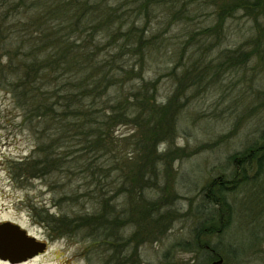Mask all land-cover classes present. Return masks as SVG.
<instances>
[{"label":"rangeland","instance_id":"374dc122","mask_svg":"<svg viewBox=\"0 0 264 264\" xmlns=\"http://www.w3.org/2000/svg\"><path fill=\"white\" fill-rule=\"evenodd\" d=\"M107 2L111 13H115L109 23L112 26L109 31L96 34L95 42L100 47L99 59L126 44L121 50L125 55L119 60L127 72L121 82L123 98L154 84L151 95L157 104L164 105L182 82L183 86L189 85L184 78L186 71L198 70L206 76L185 88L179 97L182 108L176 115V131L166 138L167 142L158 145V152L168 155L158 161L157 178L149 180L147 176L142 186L131 182L134 190L141 186L138 205H143L148 217L151 215L152 224L159 220L161 228L143 234V239L133 237L144 218L134 220L131 216L136 207L132 195L124 189L127 181L122 176L123 164L113 157L119 153L127 156L124 163L133 164V169L143 162L135 147L143 128L135 120L132 122L133 114L127 124L111 129L117 152L74 153L78 166L93 163L97 167L89 166L85 173L74 172L73 186L82 185L80 177L107 176L101 184L107 197L117 203L124 224L108 242L85 237L86 229L78 235L52 240L40 264H60L73 255L76 264H108L120 254V261L115 259L111 264H212L221 257L223 264H264V237L257 240L253 224L257 212L247 207V202L255 199L251 193L230 195L234 211L230 226L224 231L198 235L205 219L214 212L204 196L210 182L224 174L229 177L233 168L229 157L252 145L264 131V13L254 16L253 8L247 12L240 9V0ZM129 30L130 41H126ZM255 48L259 51L255 52ZM239 51L248 53L249 60L234 67L230 60L242 54ZM3 55L0 50L1 65L6 61ZM218 64L221 67L217 75H211ZM207 67L212 68L207 71ZM6 82L0 78L1 84ZM102 97L95 107L104 112L107 104L101 101L110 96ZM141 111L138 108L136 113ZM102 112L96 114L98 118ZM24 115L12 94L0 85V222L11 220L29 227L31 222H41V217L60 210L71 214L93 211L96 203L81 197L79 201L70 200L68 208L59 206L61 199L62 203L68 199L55 191L53 181L59 176H18L21 172L13 163L30 158L38 143L36 131L28 126ZM36 128L41 130L42 125ZM81 148L76 145L73 150ZM100 167H104L103 171ZM91 170L96 174L92 175ZM30 230L35 231L36 227ZM188 243L191 247H185ZM213 247H217L219 256L210 259L208 249Z\"/></svg>","mask_w":264,"mask_h":264},{"label":"trees","instance_id":"16d2710c","mask_svg":"<svg viewBox=\"0 0 264 264\" xmlns=\"http://www.w3.org/2000/svg\"><path fill=\"white\" fill-rule=\"evenodd\" d=\"M240 2V9L247 12L248 8H253L254 16L264 13V0ZM111 10L107 0H0V50L4 51L6 60L1 65L0 56V78L7 81L0 85L7 88L24 110V118L28 126L36 131L38 142L30 158L16 161L13 166L20 170L18 176L21 178L59 176L58 180L53 181L56 182L55 191L68 198L63 203L61 199L59 206L66 205L68 208L70 200L79 201L80 197L94 201L97 206L91 212L84 210L71 214L60 210L54 215L41 217L40 221L53 224V231L58 235H78L82 229H86L88 233L85 237L102 243L108 242L125 221L119 218L117 203L107 197L101 184L107 176L80 177L83 178L82 185L73 186L74 172L85 173L89 166L97 167L93 163L78 166L74 153L86 150L92 153L117 152L111 129L119 124H127L134 114L132 122L135 120L143 128L135 143L143 162L133 169V164L124 163L127 156L119 153L113 157L123 164L122 176L127 181L124 189L132 195L136 207L131 216L134 220L144 218L133 237L143 239V234L159 230V220H153L152 224L151 215L148 217L143 205H138L142 198L138 189L147 176L149 180L157 178L158 161L168 155L160 154L158 145L167 142L166 138L176 131V115L182 108L180 101L178 103L180 95L185 88L204 80L206 76L198 70L186 71L184 78L189 80V85L183 86L182 82L164 105L157 104L156 98L151 95L156 88L154 84L123 98L124 86L121 82L127 72L119 60L125 55L121 50L126 44L116 53L99 59L100 47L95 42L96 34L111 29V16H115ZM112 34L115 37V32ZM130 34V30L125 34L126 41H130ZM239 52L242 54H236L234 60H230L234 67L244 65L249 60L248 53ZM132 53L135 54L134 51ZM220 67L221 64L216 65L211 75H217ZM211 68L207 67V71ZM105 95L110 99L101 101L107 104L102 112L95 106ZM138 108L142 110L141 113H136ZM100 112L103 113L102 119L96 115ZM40 125L42 129L36 130ZM76 145L82 148L74 151ZM170 154H173L172 151ZM229 162L233 166L231 175L228 177L224 174L213 179L205 192L204 196L214 212L204 221L209 226L204 223L198 235L224 231L229 227L234 211L230 195L246 191L248 196L250 193L255 196L253 202H247V207L253 212L256 209L257 219L253 224L257 231L255 237L259 241L260 237H264V131L252 145L232 154ZM103 169L100 167L99 170ZM91 174L96 173L91 170ZM131 182L141 183V186L134 190ZM161 217L165 218L166 215ZM216 224L218 228H215ZM185 247L191 245L188 243ZM208 256L210 259L217 258V247L208 249Z\"/></svg>","mask_w":264,"mask_h":264},{"label":"flooded vegetation","instance_id":"af4514ba","mask_svg":"<svg viewBox=\"0 0 264 264\" xmlns=\"http://www.w3.org/2000/svg\"><path fill=\"white\" fill-rule=\"evenodd\" d=\"M10 221L18 227L12 229L3 227L4 223ZM36 227L35 231L30 230L31 227ZM53 224L44 222H31L29 227L19 224L15 221L4 220L0 222V238L8 242L23 241L26 236L32 238L29 245L3 247L0 246V264H34L38 262L40 264L42 259L45 258L46 253L50 247L52 240H58L59 238L71 237L72 235H58L57 232L53 231ZM54 238V239H53ZM70 239V238H68ZM43 249V250H42ZM12 252L9 256L7 252ZM122 256V254H120ZM117 255V259H120ZM120 261V260H119ZM75 256H70L60 264H76ZM120 263V262H119Z\"/></svg>","mask_w":264,"mask_h":264},{"label":"water","instance_id":"95a60500","mask_svg":"<svg viewBox=\"0 0 264 264\" xmlns=\"http://www.w3.org/2000/svg\"><path fill=\"white\" fill-rule=\"evenodd\" d=\"M3 227L12 229V228L18 227V226H16L15 224H13L10 221H7L4 223ZM31 240H32V238H30L29 236H26V239H24L23 241L17 242V244H14L13 242L10 243V242L0 238V246H3V247H12V246L24 247V246L29 245ZM7 254L10 256L12 254V252L9 251V252H7ZM223 261H224V259L220 258L218 260L213 261L212 264H223Z\"/></svg>","mask_w":264,"mask_h":264}]
</instances>
